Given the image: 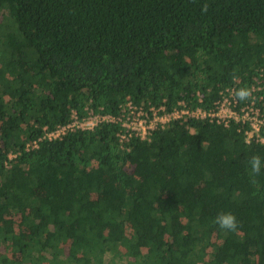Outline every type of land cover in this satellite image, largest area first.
<instances>
[{
    "label": "trees",
    "instance_id": "16d2710c",
    "mask_svg": "<svg viewBox=\"0 0 264 264\" xmlns=\"http://www.w3.org/2000/svg\"><path fill=\"white\" fill-rule=\"evenodd\" d=\"M261 70L264 0H0V264H264L247 164L264 146L240 125L100 124L28 149L72 110L207 108Z\"/></svg>",
    "mask_w": 264,
    "mask_h": 264
},
{
    "label": "built area",
    "instance_id": "2783aa9c",
    "mask_svg": "<svg viewBox=\"0 0 264 264\" xmlns=\"http://www.w3.org/2000/svg\"><path fill=\"white\" fill-rule=\"evenodd\" d=\"M240 80L225 88H219L217 98L207 107L204 104V94H196L198 102L196 106L189 107L184 101H179L176 106L168 110L165 106L156 110L151 107L146 111L132 103L122 107L119 116L96 112L92 108H85L84 115L77 110L71 111L70 122L56 130L44 128L42 136L28 146V149H36L42 141H56L65 135L76 131L93 130L100 124L119 125L123 133L122 139L135 136L141 140H148L151 133L167 124L175 121L196 120L229 128L233 124L241 126L246 143L264 146V71L254 77L249 89L251 96L246 101L238 100L234 92ZM165 103V102H164ZM13 158V156H10Z\"/></svg>",
    "mask_w": 264,
    "mask_h": 264
},
{
    "label": "clouds",
    "instance_id": "9594fccd",
    "mask_svg": "<svg viewBox=\"0 0 264 264\" xmlns=\"http://www.w3.org/2000/svg\"><path fill=\"white\" fill-rule=\"evenodd\" d=\"M206 11V7L204 9ZM237 77L234 76V79ZM235 97L240 101H246L251 96V91L247 87H241L235 90ZM248 168L250 169V176L252 177V183L255 184L257 181L255 177L259 176L264 170V158L259 155H252L247 161ZM213 223L220 229L228 232H235L238 227V221L236 216L232 212H220L214 218Z\"/></svg>",
    "mask_w": 264,
    "mask_h": 264
},
{
    "label": "rangeland",
    "instance_id": "374dc122",
    "mask_svg": "<svg viewBox=\"0 0 264 264\" xmlns=\"http://www.w3.org/2000/svg\"><path fill=\"white\" fill-rule=\"evenodd\" d=\"M4 256L11 257V252L9 249L5 248L4 245H2V247L0 248V258Z\"/></svg>",
    "mask_w": 264,
    "mask_h": 264
}]
</instances>
